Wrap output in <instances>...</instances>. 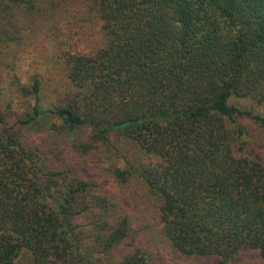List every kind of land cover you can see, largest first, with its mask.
<instances>
[{"label":"trees","instance_id":"16d2710c","mask_svg":"<svg viewBox=\"0 0 264 264\" xmlns=\"http://www.w3.org/2000/svg\"><path fill=\"white\" fill-rule=\"evenodd\" d=\"M94 1L104 43L68 54V102L44 107L35 76L31 113L9 124L0 106V264H147L144 252L115 259L129 219L103 213L114 202L64 164L68 145L114 149L116 178L157 198L179 254L264 259V162L240 122L264 125L240 103L264 98V0Z\"/></svg>","mask_w":264,"mask_h":264},{"label":"rangeland","instance_id":"374dc122","mask_svg":"<svg viewBox=\"0 0 264 264\" xmlns=\"http://www.w3.org/2000/svg\"><path fill=\"white\" fill-rule=\"evenodd\" d=\"M103 43L94 0H0V106L9 124L31 113L34 103L31 85L35 76L40 80V103L44 107L66 104L75 91L67 76L68 54H90ZM249 101L240 103L264 115V98ZM240 122L249 139L247 148L264 162V125L248 118ZM50 123L48 118L43 121L44 127ZM27 132L31 139L40 137L36 126ZM78 135L85 137L89 132L83 130ZM65 136L56 139L65 142ZM115 144L129 150L124 142ZM66 151L64 164L78 169L81 179L114 202L103 213L112 215L114 221L129 219V236L114 249L115 259L130 252H144L147 264L218 263L215 256L183 255L172 249L160 228L157 198L135 175L124 183L116 178V168H123L126 162L114 149L105 151L104 147H97L81 154L68 145ZM16 261L28 264L26 256ZM227 264H264V259L258 251L250 250Z\"/></svg>","mask_w":264,"mask_h":264}]
</instances>
